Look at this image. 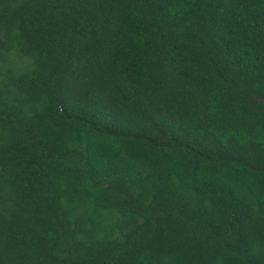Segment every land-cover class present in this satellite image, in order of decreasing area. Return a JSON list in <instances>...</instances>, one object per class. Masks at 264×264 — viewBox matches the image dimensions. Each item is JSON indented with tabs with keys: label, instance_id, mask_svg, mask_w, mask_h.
<instances>
[{
	"label": "trees",
	"instance_id": "trees-1",
	"mask_svg": "<svg viewBox=\"0 0 264 264\" xmlns=\"http://www.w3.org/2000/svg\"><path fill=\"white\" fill-rule=\"evenodd\" d=\"M0 264H264V0H0Z\"/></svg>",
	"mask_w": 264,
	"mask_h": 264
},
{
	"label": "rangeland",
	"instance_id": "rangeland-1",
	"mask_svg": "<svg viewBox=\"0 0 264 264\" xmlns=\"http://www.w3.org/2000/svg\"><path fill=\"white\" fill-rule=\"evenodd\" d=\"M8 66H11L13 68H20L23 66V64L20 59H17L16 57H12L7 64H4L3 67H8Z\"/></svg>",
	"mask_w": 264,
	"mask_h": 264
}]
</instances>
